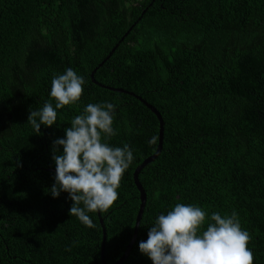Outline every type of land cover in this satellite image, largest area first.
<instances>
[{
  "label": "trees",
  "instance_id": "16d2710c",
  "mask_svg": "<svg viewBox=\"0 0 264 264\" xmlns=\"http://www.w3.org/2000/svg\"><path fill=\"white\" fill-rule=\"evenodd\" d=\"M129 28L93 80L141 97L164 126L160 154L138 175L146 203L123 264H152L138 244L177 203L204 209V228L213 212L235 211L253 264H264V0H0V264H101L97 213L88 228L69 216L68 193L48 192L52 143L89 103L116 104L107 142L134 156L118 199L99 212L105 263L129 244L140 204L132 174L155 152L159 123L90 78ZM69 67L85 78L83 95L37 135L28 115Z\"/></svg>",
  "mask_w": 264,
  "mask_h": 264
},
{
  "label": "clouds",
  "instance_id": "9594fccd",
  "mask_svg": "<svg viewBox=\"0 0 264 264\" xmlns=\"http://www.w3.org/2000/svg\"><path fill=\"white\" fill-rule=\"evenodd\" d=\"M84 84L85 78L70 67L54 75L50 100L28 115L33 131L40 135L41 125L56 124L57 109L77 104ZM115 108L109 102L87 104L64 129V137L52 143L55 176L48 192L53 198L68 193L72 201L69 216L88 228L95 227L89 213L106 212L118 199L122 177L134 159L128 144L115 147L107 142L116 135L112 126ZM155 142L153 136L149 143ZM206 219L208 213L201 207L177 203L156 217L147 239L138 244L139 252L152 264H253L254 253L248 247L251 236L242 229L235 211L213 212L204 228Z\"/></svg>",
  "mask_w": 264,
  "mask_h": 264
},
{
  "label": "water",
  "instance_id": "95a60500",
  "mask_svg": "<svg viewBox=\"0 0 264 264\" xmlns=\"http://www.w3.org/2000/svg\"><path fill=\"white\" fill-rule=\"evenodd\" d=\"M143 14V13H142ZM131 30V28L128 29V31L124 34V36L119 40V42L115 45V47H113V49L110 51V53L106 56V58L98 65V67H96L90 74V78L92 80V82H94L95 84H97L94 80H93V76H94V73L96 72V70L103 65V63L108 60V58H110V56L113 54L115 48L118 46V44L123 40V38L128 34V32ZM98 86H100L101 88H105L107 90H110V91H113V92H117V93H123V94H127L129 96H133L134 98H136L138 101H140L148 110H150V112L157 118L158 120V123H159V126H158V141H157V146H156V150L155 152L147 157L146 159H144L142 161V163L140 165H138L133 174H132V178H133V182H134V185L137 189V191L139 192V201H140V204H139V208H138V211H137V214H136V217H135V224H134V228H133V233H132V238L129 242V244L127 245L124 253L122 254V256L113 264H123V262L127 259V257L129 256L130 254V251L132 249V246L134 244V241L136 239V236H137V229H138V226L140 224V221H141V218H142V214H143V210H144V207H145V203H146V194L142 188V186L140 185L139 181H138V175L140 173V171L146 167L148 164L152 163L157 157L158 155L160 154V151L162 149V141H163V126H164V123L162 121V118L160 116V113L152 106L150 105L149 103H147L146 101H144L141 97L135 95L134 93L132 92H129V91H125V90H122V89H113V88H110V87H106V86H103L101 84H97ZM97 216L99 218V224H100V227H101V231H102V239H101V247H100V261H101V264H106L105 263V260H104V248H105V239H106V234H105V229L103 227V223H102V219H100V215H99V212L97 213Z\"/></svg>",
  "mask_w": 264,
  "mask_h": 264
}]
</instances>
